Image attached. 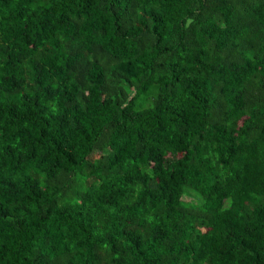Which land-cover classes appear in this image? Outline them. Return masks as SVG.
Here are the masks:
<instances>
[{"label": "trees", "instance_id": "obj_1", "mask_svg": "<svg viewBox=\"0 0 264 264\" xmlns=\"http://www.w3.org/2000/svg\"><path fill=\"white\" fill-rule=\"evenodd\" d=\"M0 264H264V0H0Z\"/></svg>", "mask_w": 264, "mask_h": 264}]
</instances>
